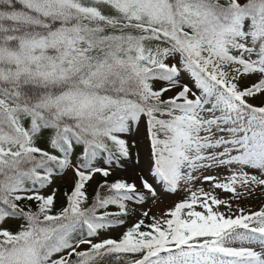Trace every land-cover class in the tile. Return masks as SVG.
Wrapping results in <instances>:
<instances>
[{
    "label": "snow or ice",
    "instance_id": "snow-or-ice-1",
    "mask_svg": "<svg viewBox=\"0 0 264 264\" xmlns=\"http://www.w3.org/2000/svg\"><path fill=\"white\" fill-rule=\"evenodd\" d=\"M0 264H264V0H0Z\"/></svg>",
    "mask_w": 264,
    "mask_h": 264
},
{
    "label": "rangeland",
    "instance_id": "rangeland-1",
    "mask_svg": "<svg viewBox=\"0 0 264 264\" xmlns=\"http://www.w3.org/2000/svg\"><path fill=\"white\" fill-rule=\"evenodd\" d=\"M255 103H259V101H255ZM182 198V194L181 195H172L166 198L167 200V205L165 204H159L158 203V208L157 209H153L154 211H159L160 209L165 208L166 206H171L173 204L174 201H179ZM155 206V205H154ZM153 206V208H154Z\"/></svg>",
    "mask_w": 264,
    "mask_h": 264
},
{
    "label": "bare ground",
    "instance_id": "bare-ground-1",
    "mask_svg": "<svg viewBox=\"0 0 264 264\" xmlns=\"http://www.w3.org/2000/svg\"><path fill=\"white\" fill-rule=\"evenodd\" d=\"M249 206L252 207L255 210V209H258L260 206H262V203H261V201L253 200L249 204ZM158 207H159L158 204H156L153 209H157Z\"/></svg>",
    "mask_w": 264,
    "mask_h": 264
}]
</instances>
